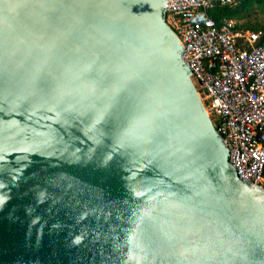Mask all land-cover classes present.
I'll use <instances>...</instances> for the list:
<instances>
[{"label": "water", "instance_id": "water-1", "mask_svg": "<svg viewBox=\"0 0 264 264\" xmlns=\"http://www.w3.org/2000/svg\"><path fill=\"white\" fill-rule=\"evenodd\" d=\"M167 0H0V264H264Z\"/></svg>", "mask_w": 264, "mask_h": 264}, {"label": "built area", "instance_id": "built-area-1", "mask_svg": "<svg viewBox=\"0 0 264 264\" xmlns=\"http://www.w3.org/2000/svg\"><path fill=\"white\" fill-rule=\"evenodd\" d=\"M165 19L228 159L240 180L264 189V41L260 33L218 23L216 6L237 0H167Z\"/></svg>", "mask_w": 264, "mask_h": 264}, {"label": "trees", "instance_id": "trees-1", "mask_svg": "<svg viewBox=\"0 0 264 264\" xmlns=\"http://www.w3.org/2000/svg\"><path fill=\"white\" fill-rule=\"evenodd\" d=\"M259 13L263 15L264 20V0H237L231 5H219L212 10L211 15L218 23L224 18L235 20L237 29L260 33L259 43H261L264 41V22L253 21Z\"/></svg>", "mask_w": 264, "mask_h": 264}, {"label": "rangeland", "instance_id": "rangeland-1", "mask_svg": "<svg viewBox=\"0 0 264 264\" xmlns=\"http://www.w3.org/2000/svg\"><path fill=\"white\" fill-rule=\"evenodd\" d=\"M254 18H255V19H253V21L256 20V22H258V23H263V22H264V20H263V15H262L261 13L257 14V16L254 17ZM256 22H255V23H256Z\"/></svg>", "mask_w": 264, "mask_h": 264}]
</instances>
